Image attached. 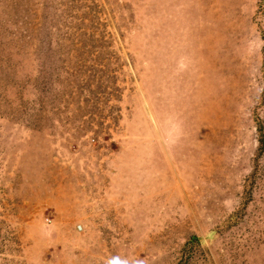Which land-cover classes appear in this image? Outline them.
<instances>
[{
    "label": "rangeland",
    "instance_id": "374dc122",
    "mask_svg": "<svg viewBox=\"0 0 264 264\" xmlns=\"http://www.w3.org/2000/svg\"><path fill=\"white\" fill-rule=\"evenodd\" d=\"M0 264H264V0H0Z\"/></svg>",
    "mask_w": 264,
    "mask_h": 264
}]
</instances>
